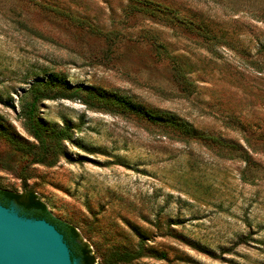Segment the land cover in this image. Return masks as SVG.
Here are the masks:
<instances>
[{
  "label": "rangeland",
  "instance_id": "obj_1",
  "mask_svg": "<svg viewBox=\"0 0 264 264\" xmlns=\"http://www.w3.org/2000/svg\"><path fill=\"white\" fill-rule=\"evenodd\" d=\"M152 1L169 10L0 0V188L21 192L26 174L96 255L142 243L131 264H264V0ZM76 87L173 113L220 142L57 97L37 117L48 131L70 126L67 156L27 166L7 139L35 143L23 102L33 88Z\"/></svg>",
  "mask_w": 264,
  "mask_h": 264
},
{
  "label": "trees",
  "instance_id": "obj_2",
  "mask_svg": "<svg viewBox=\"0 0 264 264\" xmlns=\"http://www.w3.org/2000/svg\"><path fill=\"white\" fill-rule=\"evenodd\" d=\"M130 2L129 8L131 10H142L151 14H156V12H160L162 9L169 10L168 6H164L161 9L160 3L152 0H130ZM175 17L179 19L177 16ZM180 21L184 22V20L181 19ZM176 72L178 80L182 85V89L185 91L189 90L193 83L187 79L185 73L180 67H177ZM85 92L86 94H83ZM57 97L79 99L87 107L94 109L111 110V105L113 107L119 105L124 109H129L141 114L147 120L161 123L164 126H170L171 128L180 131V133L186 137L196 136L207 141L215 143L220 142L214 137L196 134L189 123L178 118L173 113L146 107L144 108L126 99H117V101H114L99 91L93 92L84 90L81 87H76L68 93L60 91L50 93L47 89L39 90L33 88L30 92V99L25 100L22 104L20 115L23 118V126L35 143H21L12 137L7 138L13 148L26 158L27 166L33 164L53 166L60 157L67 156L63 143L64 141H70L72 139L73 133L70 126H65L59 130L48 131L37 117L38 102L40 100H51ZM138 107H141L140 110H138ZM4 133L5 132L0 130L1 136L5 137L6 135ZM21 178L23 182V189L21 192H13L0 188V203L4 206H9L11 203H14L16 204L20 215L27 218L43 219L47 222L53 223L73 242L81 264H131L135 260L146 255L144 246L141 243L136 250L117 247L99 250V252H97L99 260H96V253L91 249L87 242L82 240L77 229L70 223L55 218L46 208V205L39 199L34 190L28 187V176L23 174ZM159 257L163 258L164 254H160Z\"/></svg>",
  "mask_w": 264,
  "mask_h": 264
},
{
  "label": "water",
  "instance_id": "obj_3",
  "mask_svg": "<svg viewBox=\"0 0 264 264\" xmlns=\"http://www.w3.org/2000/svg\"><path fill=\"white\" fill-rule=\"evenodd\" d=\"M0 264H81L73 242L53 223L0 203Z\"/></svg>",
  "mask_w": 264,
  "mask_h": 264
}]
</instances>
